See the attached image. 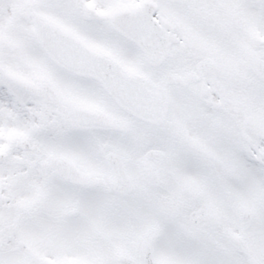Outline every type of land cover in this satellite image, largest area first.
Listing matches in <instances>:
<instances>
[{
	"label": "snow or ice",
	"instance_id": "6c2138e0",
	"mask_svg": "<svg viewBox=\"0 0 264 264\" xmlns=\"http://www.w3.org/2000/svg\"><path fill=\"white\" fill-rule=\"evenodd\" d=\"M0 264H264V0H0Z\"/></svg>",
	"mask_w": 264,
	"mask_h": 264
}]
</instances>
